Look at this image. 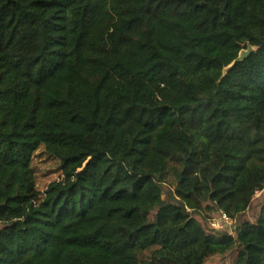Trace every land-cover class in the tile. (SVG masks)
Wrapping results in <instances>:
<instances>
[{"label":"trees","instance_id":"trees-1","mask_svg":"<svg viewBox=\"0 0 264 264\" xmlns=\"http://www.w3.org/2000/svg\"><path fill=\"white\" fill-rule=\"evenodd\" d=\"M0 225V264H264V0H0Z\"/></svg>","mask_w":264,"mask_h":264},{"label":"rangeland","instance_id":"rangeland-1","mask_svg":"<svg viewBox=\"0 0 264 264\" xmlns=\"http://www.w3.org/2000/svg\"><path fill=\"white\" fill-rule=\"evenodd\" d=\"M33 168L36 173L37 184L41 191H44L47 186L61 178V174L58 170V164L50 159L48 156L39 151L33 160ZM80 171V170H79ZM261 196V192L257 194V198ZM256 208V209H255ZM249 210L242 219H247L252 222L255 221L256 211L259 210L258 207H255ZM238 220L234 219V224L226 228L230 233H234V229L236 228ZM2 226L0 225V230ZM236 258V253L229 255L228 257H212L210 258L206 264H234Z\"/></svg>","mask_w":264,"mask_h":264},{"label":"built area","instance_id":"built-area-1","mask_svg":"<svg viewBox=\"0 0 264 264\" xmlns=\"http://www.w3.org/2000/svg\"><path fill=\"white\" fill-rule=\"evenodd\" d=\"M234 224V219L231 218L227 213L221 211L211 221V226L217 231L225 230Z\"/></svg>","mask_w":264,"mask_h":264},{"label":"water","instance_id":"water-1","mask_svg":"<svg viewBox=\"0 0 264 264\" xmlns=\"http://www.w3.org/2000/svg\"><path fill=\"white\" fill-rule=\"evenodd\" d=\"M254 51H255V48L249 42L244 44L243 49L241 50L237 59L231 65H229L228 67L224 69L223 76L224 77L227 76L229 72L232 71L237 64L243 63L246 59H248L251 56V54Z\"/></svg>","mask_w":264,"mask_h":264}]
</instances>
